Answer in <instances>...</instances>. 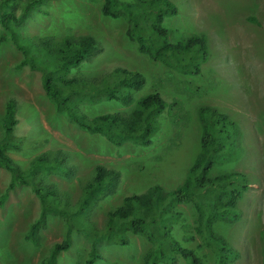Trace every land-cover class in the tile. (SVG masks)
Returning a JSON list of instances; mask_svg holds the SVG:
<instances>
[{
	"label": "rangeland",
	"instance_id": "rangeland-1",
	"mask_svg": "<svg viewBox=\"0 0 264 264\" xmlns=\"http://www.w3.org/2000/svg\"><path fill=\"white\" fill-rule=\"evenodd\" d=\"M102 1L47 0L32 8L15 26L23 38L35 42L49 35L57 40L68 34L92 35L102 49L71 74L100 82L116 67L141 72L146 82L136 97L157 91L165 101H178L179 111L172 115L164 110L158 115V128L147 146L135 140L116 146L103 135L89 133L55 109L42 88L40 72L22 63L21 52L10 41L2 40L4 30L0 24V136L6 101L14 98L18 105L13 138L19 148H8L7 154L25 169L37 155L66 151L68 161L75 167L72 176L57 171H45L44 175L60 187L72 204L92 179L96 164L116 169L119 181L115 191L98 199L83 216L102 228L107 212L119 206L125 196L142 193L156 183L168 191L183 181L199 150L196 109L200 105L216 107L238 124L240 134L235 153L216 164L212 173L245 172L250 186L238 203L240 219L216 222L214 228L239 252L232 264H264V242L260 236L264 230V0H170L178 12L166 15L163 25L172 42L192 33L207 35L206 60L193 75L168 71L160 61L140 53L136 42L126 34L125 15L104 16ZM25 3L26 0H13L12 6L5 8L19 15ZM249 16L256 18L257 23L250 21ZM78 104L90 117L125 112L134 106V102L87 98L79 99ZM9 182V172L0 167V194L7 191ZM7 193L0 205V264H41L51 245L64 237L65 219L60 214H47L38 241L27 239L29 227L40 213L39 199L26 185ZM175 210L179 216L167 220L169 235L192 249L205 264H215V247L194 231L193 205L178 204ZM126 234V244L115 239L100 243L101 258L95 264H142L152 241L142 234ZM72 238V248L60 253L59 264H85L89 241L81 232H73ZM159 264L188 262L178 257L174 263Z\"/></svg>",
	"mask_w": 264,
	"mask_h": 264
},
{
	"label": "trees",
	"instance_id": "trees-1",
	"mask_svg": "<svg viewBox=\"0 0 264 264\" xmlns=\"http://www.w3.org/2000/svg\"><path fill=\"white\" fill-rule=\"evenodd\" d=\"M47 0H26L24 11L17 15L11 7L13 0H0V24L4 30L2 40H8L20 51L22 63L41 74V85L55 109L77 127L89 133L105 136L112 144L120 146L126 140H135L147 146L157 130V117L164 110L176 113L178 101H165L157 91L136 97L146 82L144 74L135 70L116 67L101 77L100 82L82 75L71 74L102 49V44L92 35H65L57 40L44 36L37 42L23 38L15 26L24 15ZM4 7V8H3ZM177 7L170 0H103L101 13L117 18L124 14L128 21L126 34L137 44L138 51L160 61L166 70L183 74H197L200 64L207 57V35L192 33L182 40L172 42L169 30L163 25L166 15H174ZM248 19L257 23L256 18ZM197 58V60H196ZM90 101L117 100L124 104L134 102L125 112H105L88 116L81 110L79 99ZM18 105L8 98L1 121L0 167L10 174L8 190L17 186H30L40 202V213L30 225L26 238L38 241L39 230L45 226L49 213L64 217L66 231L62 240L51 245L41 264H59V255L73 245V232L83 233L89 241L85 264H95L101 258L98 245L103 241L117 240L126 244V231L142 234L152 241L142 264L174 263L182 257L188 264H205L197 254L181 245L168 233L167 220L179 213L175 206L191 203L196 212L194 231L215 247V264H232L240 254L230 242L218 234L216 222H236L240 219L239 201L250 186V179L242 171L213 174L216 164L229 160L236 151L240 130L238 124L226 113L210 105H200L196 116L200 126L199 150L187 168L183 181L171 190L156 183L142 193L125 196L122 203L107 212L105 224L97 227L84 219L98 199L113 193L119 181V172L103 164H96L94 175L82 189L76 203L72 204L60 187L46 180L44 172L57 171L71 177L75 167L68 161V153L57 150L35 156L27 168L22 169L8 154V148H19L13 138L17 122ZM43 171V173L41 172ZM7 191L0 194V205L7 198ZM264 242V230L260 232Z\"/></svg>",
	"mask_w": 264,
	"mask_h": 264
}]
</instances>
